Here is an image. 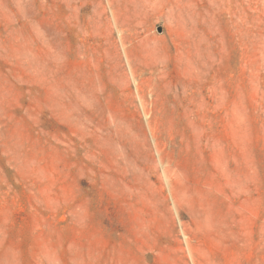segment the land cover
Wrapping results in <instances>:
<instances>
[{
  "label": "rangeland",
  "instance_id": "rangeland-1",
  "mask_svg": "<svg viewBox=\"0 0 264 264\" xmlns=\"http://www.w3.org/2000/svg\"><path fill=\"white\" fill-rule=\"evenodd\" d=\"M0 264H264V0H0Z\"/></svg>",
  "mask_w": 264,
  "mask_h": 264
},
{
  "label": "bare ground",
  "instance_id": "bare-ground-1",
  "mask_svg": "<svg viewBox=\"0 0 264 264\" xmlns=\"http://www.w3.org/2000/svg\"><path fill=\"white\" fill-rule=\"evenodd\" d=\"M112 18V17H111ZM116 31V30H115ZM117 32H118V30H117ZM85 38V37H84ZM78 40V39H77ZM90 41V40H89ZM80 43V42H79Z\"/></svg>",
  "mask_w": 264,
  "mask_h": 264
}]
</instances>
